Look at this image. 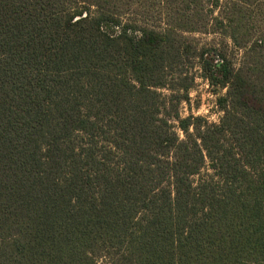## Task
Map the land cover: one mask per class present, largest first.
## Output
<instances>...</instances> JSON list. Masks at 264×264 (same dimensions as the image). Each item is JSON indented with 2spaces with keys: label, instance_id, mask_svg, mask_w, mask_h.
<instances>
[{
  "label": "trees",
  "instance_id": "16d2710c",
  "mask_svg": "<svg viewBox=\"0 0 264 264\" xmlns=\"http://www.w3.org/2000/svg\"><path fill=\"white\" fill-rule=\"evenodd\" d=\"M261 1L210 4L256 54L236 65L133 21L130 0H0V264H264ZM192 54L227 89L218 123L175 104Z\"/></svg>",
  "mask_w": 264,
  "mask_h": 264
},
{
  "label": "rangeland",
  "instance_id": "374dc122",
  "mask_svg": "<svg viewBox=\"0 0 264 264\" xmlns=\"http://www.w3.org/2000/svg\"><path fill=\"white\" fill-rule=\"evenodd\" d=\"M213 1L215 0H199L191 5L190 10L185 9L186 4L180 2L177 6L179 15L174 11L169 15L163 7L166 6V0H130L131 4L128 10V17L133 21L159 27L160 29L169 24L175 26L176 24L181 25L184 27L182 29L185 30L179 31V34H182V37H184L186 45H190L192 48L195 46L209 47L210 45H217L220 51H213L215 52L216 58L218 57L216 53H218L219 55H225L227 58L232 59L236 65L245 63V61L254 63L256 54H246V49H238L235 47L230 38L225 34L224 27L215 24L213 21V17L217 16L218 13V8H210V4L213 3ZM176 4L177 2L175 5ZM183 13L189 14L187 19H178ZM205 23L210 25L208 30H186L185 28L201 27V29H204L202 27H204ZM246 25L247 34L250 38L253 41L258 39L263 40L264 43V1L257 2L255 5L248 8L246 11ZM194 55L195 54H192L188 62L186 61V64L183 66V71H186L183 75L187 74V79L181 80L179 78L173 82L176 83V87L185 83L186 80L190 82L192 87L189 90V98L184 101H179V97L177 96L183 95L184 91L178 90L174 92L178 94L174 97L176 100L175 104H178V109L182 117L190 115L195 117L200 116L207 119L209 122L218 123L220 117L223 115V111L220 109L217 100L226 93L227 89L209 83L203 76L202 70L198 65V58ZM162 91L166 94L170 93L166 88H163ZM177 132L181 138L184 137V134L179 128Z\"/></svg>",
  "mask_w": 264,
  "mask_h": 264
}]
</instances>
